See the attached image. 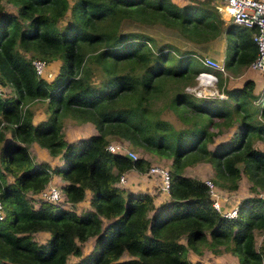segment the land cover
Masks as SVG:
<instances>
[{
  "label": "trees",
  "instance_id": "trees-1",
  "mask_svg": "<svg viewBox=\"0 0 264 264\" xmlns=\"http://www.w3.org/2000/svg\"><path fill=\"white\" fill-rule=\"evenodd\" d=\"M4 2L13 10L0 5V86L13 96H0V201L5 218L9 211L0 226V264H66L70 256L79 257L70 264H199L186 254L200 248L229 253L238 264H262L254 234L264 231L257 197L264 192V97L256 105L253 79L229 85L193 50L173 45L205 50L225 29L223 69L236 73L255 58L254 29L224 25L210 0ZM152 29L167 40H156ZM35 59L58 62L55 75H36ZM201 71L215 75L222 99L186 91ZM33 103L44 105V118L33 121ZM87 123L94 134L64 139L65 124ZM115 139L132 152L170 160L159 205L147 192L115 186L120 175L146 173L150 165L145 156L106 151ZM257 141L263 149L253 146ZM33 143L58 162L32 161ZM198 163L209 166L207 179L219 190L233 192L245 179L250 195L236 204L235 218L212 208L202 179L184 174ZM53 176L64 182L59 188L71 206L88 192V207L75 213L36 198ZM39 232L48 234L44 243L33 238ZM89 238L93 246L83 255Z\"/></svg>",
  "mask_w": 264,
  "mask_h": 264
},
{
  "label": "rangeland",
  "instance_id": "rangeland-1",
  "mask_svg": "<svg viewBox=\"0 0 264 264\" xmlns=\"http://www.w3.org/2000/svg\"><path fill=\"white\" fill-rule=\"evenodd\" d=\"M0 5L7 10H13V7L10 6L9 4L5 3L4 0L0 1ZM148 32L152 36L157 37L158 39L155 38L156 40H167L168 34L165 33L164 31L160 30V29H152V30H148ZM219 41H222V39L219 38V39H217V41L212 42L211 44H208L206 46L205 50H199L201 48H199L198 45H195V44L180 43V44H173V45H175L174 47H176L177 50H179V51L184 52V51L191 49V50H193L194 54L197 57L202 56V55H207V56L211 57L212 59H214L215 61H217V60L221 61V58H222L221 54H222L223 49H224L223 48L224 44H219ZM159 43H161V42H159ZM159 43L155 44V46L158 47L160 45H163V44H159ZM151 45H153V44H151ZM148 46H149V44H148ZM197 48H199V49H197ZM170 54L173 55V51H171ZM55 67H56L55 63H52L50 65H45V67L41 69V75L44 77H45V75L47 77L50 76L51 74H52V76L55 75V73H56ZM250 73L251 72L247 73L246 70L245 71L242 70L240 72L237 71L236 73H228L226 70H224V77L229 76V81H230V82H228L229 85H239L242 79L252 77L250 75ZM254 73L257 74V72H254ZM240 75H242V76H240ZM257 77H255V76L252 77L254 79V82H255V86H254L252 92L254 94H256V96L260 95L262 93V91L264 90L263 78L260 77V79H259ZM51 78L52 77H50L49 79H51ZM210 91H212V90H210ZM4 94H8L9 96H11V95L13 96V91H11V89L8 86H4L2 88L1 95L3 96ZM222 98H223V96H220L218 99H222ZM259 101H261V100H259V99H257V101L255 100V104L258 105ZM31 106L34 107V109H33L34 111L36 110L34 113V116H33V120L36 121L37 119L42 118L43 117V111L40 110V108L43 109L44 105L43 104L40 105L39 103H33ZM166 118L168 119V121H171L174 124H177L174 121L171 114L166 115ZM262 119H264V118H262ZM231 131L232 130H230L228 133H224L223 135H221V137L220 136L217 137L216 141L226 140L227 138L230 137ZM77 132L78 133L84 132V134L91 135V132H94V129L91 126V124L89 126L87 124H81V125H78L75 127H72L71 124H65L64 125V138L66 141L72 142V141H76L82 137H85V136H80V137L71 136V133H77ZM5 139H7V134H6ZM109 143H111V144H118L119 143V144H121L122 148L126 147L125 146L126 143L120 139L111 140ZM253 146H256L257 148H262L263 145H262V143L257 141V142H254ZM27 147H28L29 155L35 163L42 161V158L39 157L40 152L38 150H37V152H35V149H36L35 146H32L30 144ZM134 153L136 154L137 157H139L141 155V156H145V157L149 158L150 165L156 164V165H159V167H161L163 169L165 168L168 170L170 160L163 159V158L157 159L156 157L148 156V155L141 153L140 151H137V150H135ZM57 162H58V160H56L53 163H51L49 161L48 163H50L51 165H54ZM193 166H191V168L185 169L184 174L187 176L193 177V178H200V179L210 178L211 169L209 168V166L206 163H198V164H195ZM52 178H54V177H51L50 180L48 181V183H50L51 185L52 184L56 185V186L61 185V184L57 183V181L53 182ZM138 181H136V182H138L137 185L139 186L140 189H137V185H136L135 188H132V190H133L132 192L138 193V192L147 191V193H148V192L152 191L153 196L155 197L154 202H153L155 206L159 205V202L164 200L166 195H165V192H163L160 189V183H159V179L157 177L151 178L148 176L145 180H143L142 177H138ZM139 183H141V184H139ZM238 184H239V187L235 191H233L232 193L231 192L227 193L225 191L218 189L219 191H221V197L223 198V200H222L223 211H230L232 208H234V206H236L235 204H237L242 198H244L245 196H249L250 192L248 190V184L243 177L238 181ZM36 198H38V197H36ZM88 205H89V193L86 192L84 199L82 201H80L79 203H77L75 206H71V208H72V211H74L75 213H79L83 209H86L88 207ZM225 218H228V217H225ZM8 219H9V211L7 210V216L3 221L0 222V226L6 225L8 222ZM230 219H232V218H230ZM254 235H255V240H254L255 248L256 249H258L260 247L264 248V231L263 232L257 231V232H255ZM33 238L35 240L39 239V240L45 242V240H42L43 238L40 237L39 235H36V236L33 235ZM93 242H94V238H89L88 240H86L82 244V248H83L82 254L83 255L87 254L91 250V248L93 246ZM217 250L219 251L221 249L219 248ZM263 251H264V249H263ZM186 255H187V259L191 263L238 264L235 256H231L229 253H225L222 251L211 252V251H208V249H206V248H200V253H192L189 250ZM78 259H79V257L70 256L67 258L66 264L74 263ZM262 264H264V261L262 262Z\"/></svg>",
  "mask_w": 264,
  "mask_h": 264
},
{
  "label": "built area",
  "instance_id": "built-area-1",
  "mask_svg": "<svg viewBox=\"0 0 264 264\" xmlns=\"http://www.w3.org/2000/svg\"><path fill=\"white\" fill-rule=\"evenodd\" d=\"M218 1L221 4L222 11L231 23L254 29L252 41L256 47V55L253 61L249 64V68L259 73L264 78V0ZM198 60L207 68L217 71L222 70L221 64L207 55L199 56ZM31 65L34 68L36 75L42 76L41 69L46 65L44 61L35 59L31 61ZM195 80L196 82L193 86L186 88V91L190 92L195 98H205L212 95H217L218 97L221 96L220 94H217L216 77L212 72L201 71L197 74ZM1 92L2 87L0 86V96L3 97L4 95L2 96ZM125 146V148H122L119 143H108L105 146V149L110 153H118L135 160L137 158L136 154L130 151L126 144ZM146 174L157 177L159 179L160 189L165 192V194L168 193L169 174L167 169H163L159 167V165L153 164L149 166ZM117 182L119 184L125 183L124 176L120 175ZM203 182L206 186L212 208L224 217L235 218L237 215L236 206L230 211H223V198L221 197V191H219L209 179L206 178ZM36 197L41 201L51 203L52 205L59 206L63 209H72L69 202L65 201L64 195L59 186L47 183ZM257 197L264 202V192H259ZM4 218V209L0 201V222L3 221Z\"/></svg>",
  "mask_w": 264,
  "mask_h": 264
},
{
  "label": "crops",
  "instance_id": "crops-1",
  "mask_svg": "<svg viewBox=\"0 0 264 264\" xmlns=\"http://www.w3.org/2000/svg\"><path fill=\"white\" fill-rule=\"evenodd\" d=\"M176 5H183V4H186V3H188V2H191V1H193V0H172ZM195 1H201V0H195ZM210 5H212L215 9H216V11H217V13L221 16V18H222V20H223V22H224V25H229V23L230 24H233V23H231L228 19H227V17H226V15L224 14V12L222 11V8H221V4L219 3V1L218 0H210ZM234 25H236V24H234ZM236 26H240V25H236ZM240 27H244V26H240ZM244 28H248V27H244ZM225 33H226V31H225V29L222 31V33L219 35V36H217L213 41H211V42H209V44H211L212 42H215V41H217V39H222V41H219V44H224V49H225V43H226V39H225ZM233 39L236 41V38L233 36ZM224 49H223V52H222V54H221V61H218L217 60V62H219L220 64H221V66H222V70H218L219 72H221L223 75H224V69H223V62H224ZM52 63H55L56 64V67H55V69L57 70V66H58V62H52ZM52 63H50V64H52ZM49 64V65H50ZM246 70V72L247 73H249V72H251L250 73V75L252 76V77H257L258 75V77L257 78H259L260 79V77L261 78H263L262 77V75H260L259 73H257V74H255L254 72V70H251L250 68H249V66L245 69ZM245 70H243V71H245ZM242 71V70H241ZM254 71V72H253ZM240 76H242V75H240ZM244 76V75H243ZM252 77H250V79H253ZM228 79V82H230L229 81V76L227 77ZM244 79H242L241 80V82H240V84L239 85H241V83H242V81H243ZM254 80V79H253ZM263 80H264V78H263ZM238 86V85H237ZM218 94V93H217ZM197 99H201V98H197ZM38 110V109H37ZM40 110H41V108H40ZM36 111V110H35ZM35 111H34V113H35ZM34 116V115H33ZM44 116H45V113L43 112V117L42 118H44ZM41 119V118H40ZM40 119H37V120H40ZM36 120V121H37ZM33 121H35V120H33ZM87 125L89 126L90 124H88L87 123ZM72 127H75V126H78V125H71ZM91 126H92V124H91ZM93 127V126H92ZM94 129V128H93ZM95 133V131L94 132H91V135L92 134H94ZM71 136H73V137H80V136H85V137H87V136H90V135H88V134H84V132L82 133V132H77V133H71ZM219 137V136H218ZM221 137V136H220ZM82 138H84V137H82ZM65 139V138H64ZM221 141H225V140H221ZM215 142H218V141H216V138H215ZM32 146H35V152H37V150L40 152L39 154H40V156L39 157H41L42 158V161H47V162H51V163H53V162H55L57 159H51L48 155H47V153L43 150V149H41L40 147H38L36 144H31ZM258 149H263V146H262V148H258ZM33 161V160H32ZM194 167V166H193ZM187 168H191V167H187ZM187 168H185V169H187ZM185 171V170H184ZM123 176H124V178H125V183H123V184H119L117 181H116V183H115V186H117V187H119V188H121V189H125V190H129V191H133L132 190V188H135V186L137 185V183L139 182L138 181V177H142L143 178V180H145L149 175H147L146 173H139V172H137V171H135V170H130V171H128L127 173H125V174H123ZM54 178H52V181L54 182V181H57V183H59V184H63L64 182L61 180V178L60 177H58V176H53ZM149 177H151V178H156V177H152V176H149ZM198 179H200V178H198ZM202 180H204V179H202ZM136 181H138V182H136ZM139 184H141V183H139ZM238 187H239V185H238ZM137 189H140L139 188V186L137 185ZM145 192H147V191H145ZM150 195H152V197H153V202H154V199H155V197L153 196V192L152 191H150V192H148ZM227 193H229V192H227ZM232 193V192H231ZM166 195V194H165ZM250 195V194H249ZM245 197H247V196H245ZM165 198H166V196H165ZM164 198V199H165ZM160 203V202H159ZM236 205V204H235ZM36 235H39L40 237H42L43 239L42 240H47V238H48V234H46V233H41V232H39V233H35L34 234V236H36ZM35 240V239H34ZM37 243H44L43 241H41V240H35ZM264 249V248H263Z\"/></svg>",
  "mask_w": 264,
  "mask_h": 264
},
{
  "label": "clouds",
  "instance_id": "clouds-1",
  "mask_svg": "<svg viewBox=\"0 0 264 264\" xmlns=\"http://www.w3.org/2000/svg\"><path fill=\"white\" fill-rule=\"evenodd\" d=\"M4 96H5V94H4ZM4 96H3V98H4ZM260 96H262V97H264V93H263V91H262V93L259 95V100H261V97Z\"/></svg>",
  "mask_w": 264,
  "mask_h": 264
}]
</instances>
